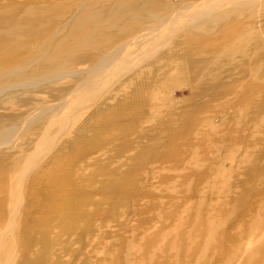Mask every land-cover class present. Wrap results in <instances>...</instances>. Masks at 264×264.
I'll return each instance as SVG.
<instances>
[{
	"label": "bare ground",
	"instance_id": "obj_1",
	"mask_svg": "<svg viewBox=\"0 0 264 264\" xmlns=\"http://www.w3.org/2000/svg\"><path fill=\"white\" fill-rule=\"evenodd\" d=\"M179 81L180 98L157 104L154 91ZM210 110L196 144L251 138L264 155L253 123L264 116V0H0V224L10 217L0 264L39 263L32 237L57 185L47 169L89 132L123 122V144L148 115L157 119L142 137L187 132L189 145L194 115ZM227 114L247 122L237 129ZM244 239L250 253L264 249Z\"/></svg>",
	"mask_w": 264,
	"mask_h": 264
},
{
	"label": "rangeland",
	"instance_id": "obj_2",
	"mask_svg": "<svg viewBox=\"0 0 264 264\" xmlns=\"http://www.w3.org/2000/svg\"><path fill=\"white\" fill-rule=\"evenodd\" d=\"M174 86L154 91L157 104L170 92L180 98L186 90L181 81ZM212 116L211 110L194 115L199 125L189 145L187 132L172 139L165 133L142 137L157 119L148 115L123 144L117 139L127 134L123 122L89 132L78 150L47 169L57 185L41 206L55 207L36 222L46 221L43 234L34 231L32 261L245 264L251 256L247 264H264V249L250 253L244 239L256 235L264 244V155L254 156L251 138L219 149L208 140L196 144L195 138H206L202 123ZM224 120L235 121L237 129L247 122L230 114ZM258 121L264 128V116L253 123ZM3 223L0 232L8 235L10 217Z\"/></svg>",
	"mask_w": 264,
	"mask_h": 264
}]
</instances>
